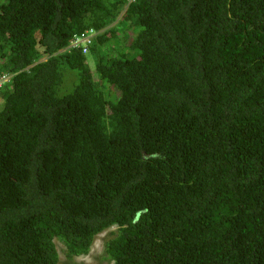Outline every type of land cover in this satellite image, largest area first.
I'll return each instance as SVG.
<instances>
[{"label": "trees", "instance_id": "trees-1", "mask_svg": "<svg viewBox=\"0 0 264 264\" xmlns=\"http://www.w3.org/2000/svg\"><path fill=\"white\" fill-rule=\"evenodd\" d=\"M0 74V264H264V0H6Z\"/></svg>", "mask_w": 264, "mask_h": 264}, {"label": "rangeland", "instance_id": "rangeland-1", "mask_svg": "<svg viewBox=\"0 0 264 264\" xmlns=\"http://www.w3.org/2000/svg\"><path fill=\"white\" fill-rule=\"evenodd\" d=\"M5 1L6 0H0V4H3ZM120 18H119V21H120ZM119 21L117 20V22L114 23L110 27L111 29L109 30V34L106 37V41L107 43H109V42H112L116 38L115 41L113 42V45H117L119 47V50H122V53L125 54L128 58L135 57L134 55H138L137 52H131V49H130V45L135 38V36L133 37V31L127 30V34H126L127 38L125 37V35L123 37V30H122L123 26H119L118 24ZM123 41L125 42V45L122 43ZM105 47L106 46L103 47L101 52L105 51ZM99 53L96 55L93 52H90V53L88 52V54L86 55L87 62L90 66V69H91V72L93 74L95 81H99V75H98V69H97L98 68L97 61H98ZM111 88L112 87L108 86L106 89L110 90ZM3 92L4 91L0 92V111L4 109V105H5V101L3 98ZM115 230H117L116 227L97 236L90 254L88 256H82V257L76 258L75 262L79 264L81 263L82 264H112V263L107 262L105 259H103L104 244L110 232L115 231ZM56 244L58 247V251L60 252V259H61L60 264H69L70 261H68L65 256V246L58 241L56 242Z\"/></svg>", "mask_w": 264, "mask_h": 264}, {"label": "built area", "instance_id": "built-area-1", "mask_svg": "<svg viewBox=\"0 0 264 264\" xmlns=\"http://www.w3.org/2000/svg\"><path fill=\"white\" fill-rule=\"evenodd\" d=\"M98 33L95 30H89L81 35H76L70 45L71 49H82L87 54L89 46L96 41ZM13 76L8 74H0V91L12 83Z\"/></svg>", "mask_w": 264, "mask_h": 264}, {"label": "clouds", "instance_id": "clouds-1", "mask_svg": "<svg viewBox=\"0 0 264 264\" xmlns=\"http://www.w3.org/2000/svg\"><path fill=\"white\" fill-rule=\"evenodd\" d=\"M95 31H96V30H95ZM96 32H97V31H96ZM97 33H98V37H99V34H100V33H99V32H97ZM98 37H97V38H98ZM96 40H97V39H96Z\"/></svg>", "mask_w": 264, "mask_h": 264}]
</instances>
